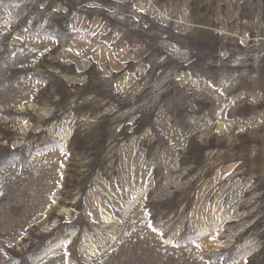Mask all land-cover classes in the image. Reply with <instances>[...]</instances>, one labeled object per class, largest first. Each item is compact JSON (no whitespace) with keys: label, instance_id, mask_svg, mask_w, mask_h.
<instances>
[{"label":"rangeland","instance_id":"1","mask_svg":"<svg viewBox=\"0 0 264 264\" xmlns=\"http://www.w3.org/2000/svg\"><path fill=\"white\" fill-rule=\"evenodd\" d=\"M0 264H264V0H0Z\"/></svg>","mask_w":264,"mask_h":264}]
</instances>
